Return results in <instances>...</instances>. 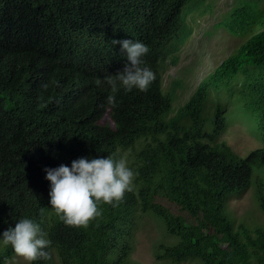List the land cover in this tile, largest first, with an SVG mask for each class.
I'll use <instances>...</instances> for the list:
<instances>
[{
    "label": "trees",
    "instance_id": "1",
    "mask_svg": "<svg viewBox=\"0 0 264 264\" xmlns=\"http://www.w3.org/2000/svg\"><path fill=\"white\" fill-rule=\"evenodd\" d=\"M204 1L0 0V234L24 216L40 222L52 244L50 258L34 264L54 257L60 264H139L134 228L144 213L175 237L158 245L159 260L264 264V230L235 225L223 203L248 186L264 146L242 157L216 140L226 126L220 108L209 127L202 117L211 91L242 74L243 105L264 139V0H232L221 13L218 26L244 38L175 112V93L160 92L153 64L191 35L186 14ZM113 39L147 44L145 59L157 75L147 92L122 89L115 109L109 86L96 84L124 66ZM106 112L110 127L102 123ZM124 150L139 173L134 190L116 207L101 201L103 214L87 226L64 224L49 204L44 169ZM256 194L264 212L261 183ZM14 255L0 246V264L5 257L13 264Z\"/></svg>",
    "mask_w": 264,
    "mask_h": 264
},
{
    "label": "rangeland",
    "instance_id": "2",
    "mask_svg": "<svg viewBox=\"0 0 264 264\" xmlns=\"http://www.w3.org/2000/svg\"><path fill=\"white\" fill-rule=\"evenodd\" d=\"M210 0L190 10L187 19L192 28V35L177 52V63L166 64L162 86L165 91L175 94L172 112H175L195 89L200 78L218 64L231 50L236 48L244 35H231L223 27L218 26L221 13L230 8L232 0ZM264 4V3H263ZM213 5V10L210 7ZM242 74L229 82L219 91H211L202 109V117L208 120L214 109L220 108L225 117L226 126L218 135L217 141H225L240 156L247 155L251 150L264 146V139L259 132L254 115L243 105L241 98ZM173 78L181 80L183 85L171 88ZM108 112L105 113V115ZM102 123L111 126L109 116L102 118ZM123 156L127 153L122 151ZM258 183L264 187V163L253 166L250 182L247 187L232 192L223 199L224 206L235 225L242 224L254 231L264 230V212L256 201ZM166 241H175L168 234L162 220L152 213L140 214L134 228V251L132 257L139 264H169L170 260H159L156 253L158 245ZM15 256V257H14ZM13 264H28L23 257L14 255ZM52 264H60L54 257ZM179 264H201L197 259L183 260Z\"/></svg>",
    "mask_w": 264,
    "mask_h": 264
},
{
    "label": "clouds",
    "instance_id": "3",
    "mask_svg": "<svg viewBox=\"0 0 264 264\" xmlns=\"http://www.w3.org/2000/svg\"><path fill=\"white\" fill-rule=\"evenodd\" d=\"M190 12L186 14V22L192 35L193 31L187 19ZM185 41H180L181 44H177L175 50H164L153 61L161 93L168 92L162 86L165 65L177 63L176 54ZM112 44L119 45L120 52L124 54V66L115 74L110 73L103 79L97 78L96 84L100 86L106 83L109 86L107 103L115 109L119 106L117 94L122 89L125 92H132L134 89L147 92L157 75L145 59L150 52L147 44L137 39H113ZM177 82L173 78L170 87L173 88ZM174 93L175 90L172 94ZM44 171L47 174L46 179L50 181L51 208L64 224L75 227L87 226L92 219L101 216V201L113 207L118 206L125 194L134 190L135 180L139 175L130 166V161L117 153L108 154L106 157H81L73 160L71 166L61 164L56 168L46 167ZM43 214L44 209L41 208V215ZM51 244L52 241L41 223L28 216L19 218L14 227L9 226L0 234V246H11L15 254L23 257L29 264L41 259L48 260ZM2 264H10V259L5 257Z\"/></svg>",
    "mask_w": 264,
    "mask_h": 264
}]
</instances>
